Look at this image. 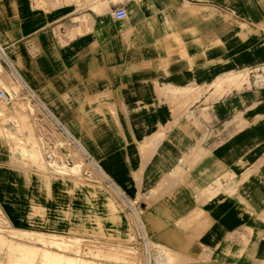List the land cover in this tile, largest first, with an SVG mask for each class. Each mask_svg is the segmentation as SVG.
Segmentation results:
<instances>
[{"label":"crops","instance_id":"1","mask_svg":"<svg viewBox=\"0 0 264 264\" xmlns=\"http://www.w3.org/2000/svg\"><path fill=\"white\" fill-rule=\"evenodd\" d=\"M5 87L48 118L29 121L46 149L87 157L126 210L125 190L139 196L151 242L175 254L156 264H264V0H0ZM3 128L0 111L14 229L127 233L108 194L38 174ZM6 251L0 235V264Z\"/></svg>","mask_w":264,"mask_h":264},{"label":"rangeland","instance_id":"2","mask_svg":"<svg viewBox=\"0 0 264 264\" xmlns=\"http://www.w3.org/2000/svg\"><path fill=\"white\" fill-rule=\"evenodd\" d=\"M227 79L229 80L230 78L228 77ZM231 79L236 80V78ZM231 79L229 83H231ZM5 88L10 92L14 101L10 104L6 102L0 103V111L3 112L4 121L3 136L6 143L15 141L16 145L12 149L16 147L22 148V162L33 165L37 169L38 174L70 178L76 182V186L96 185L98 189L108 194V198L111 199L109 204L113 213L119 215L116 209L118 208L121 210L120 212L128 216L126 217L130 219L131 225L128 219V231L124 236L112 234L111 231L99 225L90 229V231H76L69 235L49 234L39 231L14 229L0 209V235L7 245V251L4 253L5 261L2 264H49L48 259L53 258L54 255H56L54 257L60 256L59 258H64L63 260L65 258L68 259L65 256L74 257L77 264H89L86 262H91L92 264H142L143 257L140 241H138V232L134 225L135 214H130L127 211L129 209L126 210L114 188L110 187V183L106 181L107 179L104 176L97 173L94 165L90 163L87 157L77 151L72 156L63 155L61 152L58 154L54 152L53 154L49 149H46L49 145L44 140L40 141L36 137H33L31 123H33L37 133L39 115H43L44 121L48 118L37 104L30 105V102L33 100L31 95L21 94L19 90L12 87ZM16 131L28 134L30 132L31 134L28 135L27 140L18 139ZM57 149L60 150V148ZM67 151L71 153V151L73 152V148L69 147ZM47 160L59 163L66 162L74 166H69L66 170L50 169L46 165ZM125 191L132 198L133 206L138 213L141 212V199L139 196H133L131 192ZM115 201L117 202L116 205ZM18 230L27 231L28 233H16ZM19 242L22 244L15 245L14 249H12L14 252L10 250V247ZM28 245L33 247H27ZM151 248L153 251V264H156V259L158 258L163 259L167 256L175 255L173 252L163 248L159 249L153 243ZM72 260L74 261V259ZM179 263L194 264L188 258L180 259Z\"/></svg>","mask_w":264,"mask_h":264},{"label":"built area","instance_id":"3","mask_svg":"<svg viewBox=\"0 0 264 264\" xmlns=\"http://www.w3.org/2000/svg\"><path fill=\"white\" fill-rule=\"evenodd\" d=\"M114 17L117 20H123L126 18L127 14L124 9H119L113 13ZM0 101H5L6 103L10 104L13 101V98L10 93L8 92H0ZM123 198V196H122ZM125 201L127 209L130 214L134 215V225L138 232V241H140V249L142 251V264H153V251H152V242L148 231L146 229L145 223L140 215V212L136 210L133 206L132 201L128 200L127 198H123ZM134 210V213H133Z\"/></svg>","mask_w":264,"mask_h":264},{"label":"bare ground","instance_id":"4","mask_svg":"<svg viewBox=\"0 0 264 264\" xmlns=\"http://www.w3.org/2000/svg\"><path fill=\"white\" fill-rule=\"evenodd\" d=\"M2 102H5V101H0V103H2ZM7 111V110H6ZM46 165H47V167L48 168H50V169H58V170H66L67 168H69V166L70 165H68L66 162H62V163H59V162H56V161H46ZM19 245V244H18ZM24 246V245H23ZM25 248V247H24ZM32 248V247H31ZM37 248V247H36ZM14 249V248H13ZM38 249V248H37ZM37 249H36V251H37ZM27 250H28V248H27ZM43 250V249H42ZM13 251V250H12ZM17 251V250H16ZM35 251V250H34ZM14 252V251H13ZM18 252V251H17ZM30 252V251H29ZM39 252V251H38ZM41 252V251H40ZM46 252H48V251H46ZM16 253V252H15ZM21 253H22V251H21ZM33 253V252H32ZM42 253V252H41ZM41 253H40V255H41ZM18 254H20L19 252H18ZM34 254V253H33ZM39 255V254H38ZM39 255V256H40ZM21 256V255H20ZM33 256V255H32ZM45 256H46V254H45ZM52 256V255H51ZM54 256H56V255H54ZM53 256V258L51 257L50 259H48V261H49V264H77V263H75V260L73 261L71 258L69 259V257H68V259H66L65 258V260H63L64 258H59V257H54ZM36 257H38V256H36ZM35 257V258H36ZM62 257V256H61ZM25 258V257H24ZM29 258V257H28ZM152 258H153V256H152Z\"/></svg>","mask_w":264,"mask_h":264}]
</instances>
